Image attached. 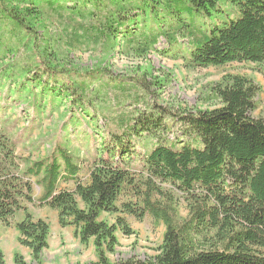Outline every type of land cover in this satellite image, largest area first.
Here are the masks:
<instances>
[{"label":"trees","instance_id":"1","mask_svg":"<svg viewBox=\"0 0 264 264\" xmlns=\"http://www.w3.org/2000/svg\"><path fill=\"white\" fill-rule=\"evenodd\" d=\"M226 1L235 16L201 28L198 18L221 16L220 0H0V61L10 57L1 75L19 80L18 86H38L49 100L54 95L69 99L93 119L98 110L89 112L94 108L89 96H101L98 88L105 97L133 88L137 93L129 100L136 108L143 106L104 124L101 145L89 156L86 183L79 178L80 165L63 147L29 161L0 142V222L10 227L14 215L23 212L15 229L20 245L31 251L33 264H41L49 226L33 220L22 201L56 210L60 227L73 226L82 244L92 240L98 260L90 264H264V120L252 115L259 85L227 74L206 90L216 107L175 111L150 103L143 76L130 85L102 68L58 65L43 17V11L60 17L68 11L63 31L68 47L75 48L84 43L111 45L119 30L129 28L139 15V30L128 39L134 54L146 55L162 38L171 46L181 39L188 44L185 65L190 69L251 62L264 79V0ZM149 9L169 25L158 26L154 19L147 23L144 14ZM186 15L190 20L183 22ZM176 124L185 140L167 138ZM145 140L150 144L142 148ZM135 173L145 175L140 184L134 183ZM31 178H37L41 189L36 199L31 196ZM156 182L170 183L187 196L184 218L177 216L172 196L163 194ZM62 183H72L73 188L60 189ZM125 186L134 188L140 207L124 204L123 213L138 219L150 215L165 231L155 256L110 263L106 252L117 245L116 226L100 216L119 212L116 202ZM116 221L125 236L132 234L123 218ZM15 260L24 264L19 256Z\"/></svg>","mask_w":264,"mask_h":264},{"label":"rangeland","instance_id":"2","mask_svg":"<svg viewBox=\"0 0 264 264\" xmlns=\"http://www.w3.org/2000/svg\"><path fill=\"white\" fill-rule=\"evenodd\" d=\"M221 16L216 15L211 20L200 21L202 27L219 25L224 17L233 18L236 10L226 0L219 3ZM46 10V9H45ZM144 14L147 23L154 19L158 26L169 25L163 22V16L156 18L152 9ZM46 17L44 25L46 34L50 38V44L57 58L58 65L72 64L78 68L91 69L102 68L109 76L128 80H137L141 76L148 82V90L152 95L151 102L169 107L172 110H207L216 107V102L207 99L206 90L214 83H218L223 76L240 75L253 79L260 87L256 98V108L252 112L254 117L264 120V79L258 65L251 62L230 63L221 67H206L190 69L185 63L188 60L187 42L179 40L177 45H169L163 38L158 44L144 56H138L131 51L128 39L133 32L139 30L140 16H134L127 25L119 30V35L107 47H99L91 43H84L75 48L66 44L64 34L65 18L70 16L68 11L61 13V17L53 15L49 11H43ZM162 13V12H161ZM190 20V16L182 17V21ZM197 21V20H196ZM142 23V22H141ZM18 58V57H17ZM10 57L7 59V61ZM7 61H0V142L4 143L11 152L25 160L35 161L44 158L57 147L67 149L80 165L79 178L86 183L91 169L90 154L100 147V131L104 124L111 123L122 113L128 116L135 111L142 110L140 104L135 107L131 97L137 92L125 93L110 92L105 97L104 92L98 88L89 96L93 100L94 108L89 112L98 110L93 119L88 112L81 111L78 105L71 106L69 99L49 96L42 92L38 86H18L19 80L11 82L7 74L1 75V66ZM126 94H128L126 96ZM100 96V97H99ZM180 127L174 125L172 134L168 139L179 137ZM149 141L142 142V148L149 146ZM138 147L137 149L143 151ZM0 152H3L0 147ZM134 183L140 184L144 178L139 173L133 174ZM37 178H31V196L36 199L41 189L36 185ZM140 180V181H139ZM156 186L163 194L173 198L174 209L179 218H184L188 212L187 196L167 182H156ZM72 183H62L60 189H71ZM156 195L155 198L159 199ZM131 204L140 207V200L134 194V188L125 186L119 196L116 206L119 212L115 214L103 213L100 220L109 225H115V238L117 245L112 253L106 252L110 263L129 258L144 260L155 256L162 244L165 227L161 221L154 220L150 215H144L138 219L133 215L123 213L122 206ZM21 205L29 212L33 220H44L49 226L47 248L43 250L41 264H90L96 263L98 258L91 240L88 244H82L75 235L73 226L60 227L57 221V211L48 207H40L35 203L22 201ZM82 207V204L79 203ZM121 217L131 231L130 236H125L117 225L116 219ZM24 218L22 211L17 212L11 220V226L5 227L0 222V253L4 264H19L15 258L19 256L24 264H33L31 251L21 246L19 234L15 224ZM22 221V220H21Z\"/></svg>","mask_w":264,"mask_h":264},{"label":"crops","instance_id":"3","mask_svg":"<svg viewBox=\"0 0 264 264\" xmlns=\"http://www.w3.org/2000/svg\"><path fill=\"white\" fill-rule=\"evenodd\" d=\"M72 188H73V187H72ZM72 188H71V189H72ZM18 213H19V212H18ZM21 220H22V219H20V221H21ZM20 221L18 220V222H20ZM18 222H16V223H18Z\"/></svg>","mask_w":264,"mask_h":264}]
</instances>
